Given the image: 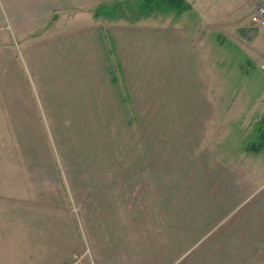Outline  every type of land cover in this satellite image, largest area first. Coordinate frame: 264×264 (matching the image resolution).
Segmentation results:
<instances>
[{
  "label": "rangeland",
  "instance_id": "374dc122",
  "mask_svg": "<svg viewBox=\"0 0 264 264\" xmlns=\"http://www.w3.org/2000/svg\"><path fill=\"white\" fill-rule=\"evenodd\" d=\"M194 2L203 6L178 13L150 0H46L22 11L0 0V38L12 39H0V54L18 43L24 52L4 59L18 80L0 94V142L8 133L16 159L80 181L131 163L135 150L140 163L176 151L169 177L193 184L260 162L250 146L260 142L264 71L228 40L201 44L210 30L197 11H212Z\"/></svg>",
  "mask_w": 264,
  "mask_h": 264
},
{
  "label": "crops",
  "instance_id": "0c3cea01",
  "mask_svg": "<svg viewBox=\"0 0 264 264\" xmlns=\"http://www.w3.org/2000/svg\"><path fill=\"white\" fill-rule=\"evenodd\" d=\"M259 1L206 0L212 16L197 13L210 34L201 44L222 49L228 40L263 70L264 28L249 17ZM3 2L22 11L46 0ZM53 11L50 20L60 16ZM19 47L0 54V94L18 80L4 59L24 54ZM256 121L260 131L264 117ZM7 135L0 142V264H66L85 252L96 264H264V146L260 162L231 163V174L194 184L169 177L176 151L171 162L158 153L157 162L144 154L140 163V150L131 163L103 165L104 173L80 181L54 163L16 159Z\"/></svg>",
  "mask_w": 264,
  "mask_h": 264
},
{
  "label": "built area",
  "instance_id": "2783aa9c",
  "mask_svg": "<svg viewBox=\"0 0 264 264\" xmlns=\"http://www.w3.org/2000/svg\"><path fill=\"white\" fill-rule=\"evenodd\" d=\"M251 22L255 26L264 28V0H260L259 3L254 7L253 13L251 14ZM264 70V64L262 65ZM66 264H96L95 261L91 258L88 252H85L80 255H75L68 263Z\"/></svg>",
  "mask_w": 264,
  "mask_h": 264
},
{
  "label": "trees",
  "instance_id": "16d2710c",
  "mask_svg": "<svg viewBox=\"0 0 264 264\" xmlns=\"http://www.w3.org/2000/svg\"><path fill=\"white\" fill-rule=\"evenodd\" d=\"M152 3L155 2L162 9L166 10H174L178 13H181L187 7L186 0H150ZM264 121H262V125L260 127V142L258 144H254L250 146V149L254 151H258L260 148L264 146Z\"/></svg>",
  "mask_w": 264,
  "mask_h": 264
}]
</instances>
